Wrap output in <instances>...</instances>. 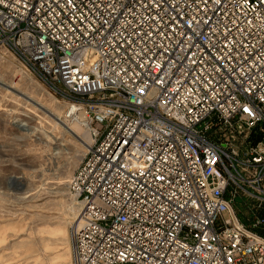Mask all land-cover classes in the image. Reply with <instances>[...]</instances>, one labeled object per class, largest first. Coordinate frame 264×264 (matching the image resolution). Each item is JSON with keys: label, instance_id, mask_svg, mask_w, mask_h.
<instances>
[{"label": "built area", "instance_id": "1", "mask_svg": "<svg viewBox=\"0 0 264 264\" xmlns=\"http://www.w3.org/2000/svg\"><path fill=\"white\" fill-rule=\"evenodd\" d=\"M0 47L93 141L71 264H264V0H0Z\"/></svg>", "mask_w": 264, "mask_h": 264}, {"label": "rangeland", "instance_id": "2", "mask_svg": "<svg viewBox=\"0 0 264 264\" xmlns=\"http://www.w3.org/2000/svg\"><path fill=\"white\" fill-rule=\"evenodd\" d=\"M55 102L63 112L65 105L0 47V264H71L79 210L75 216L68 183L90 134L65 133L71 125ZM227 198L240 222L264 237V211L233 183Z\"/></svg>", "mask_w": 264, "mask_h": 264}, {"label": "bare ground", "instance_id": "3", "mask_svg": "<svg viewBox=\"0 0 264 264\" xmlns=\"http://www.w3.org/2000/svg\"><path fill=\"white\" fill-rule=\"evenodd\" d=\"M22 65V64H21ZM23 66V65H22ZM23 68L25 69V71H27V69L23 66ZM54 104H56V102L54 103ZM62 107L61 106H57V104H56V106H55V109H56V111L58 112V114H63V112H62V110H60ZM79 118H81V119H83V114H80L79 115ZM82 120H79V119H77V120H75V121H72V122H70V125H71V127L69 128V132H67V131H64L65 133H69V134H74L75 132L77 133V132H79V131H81L82 129L83 130H85L87 133H88V126L86 125V124H84L83 122H81ZM29 133H32V131L30 130V129H26ZM89 138H88V140H89V142H90V145L92 144V138L90 137V135L88 136ZM63 145V144H62ZM53 152V156L54 157H59V156H61V154H62V150L59 148H56V149H54V151H52ZM84 152H83V154L81 155V157H83L84 156ZM82 159V158H81ZM81 159H80V161H81ZM79 204H77V202H76V204L75 203H73V205H72V207H73V213H75L76 212V214H75V216L77 215V212H78V210H79ZM76 218H77V216H76Z\"/></svg>", "mask_w": 264, "mask_h": 264}]
</instances>
